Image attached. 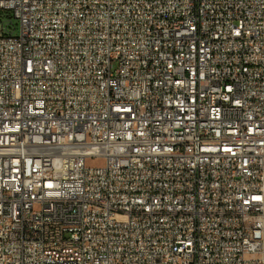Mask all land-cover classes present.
<instances>
[{"label": "built area", "instance_id": "obj_1", "mask_svg": "<svg viewBox=\"0 0 264 264\" xmlns=\"http://www.w3.org/2000/svg\"><path fill=\"white\" fill-rule=\"evenodd\" d=\"M2 11L0 264H264V0Z\"/></svg>", "mask_w": 264, "mask_h": 264}, {"label": "rangeland", "instance_id": "obj_2", "mask_svg": "<svg viewBox=\"0 0 264 264\" xmlns=\"http://www.w3.org/2000/svg\"><path fill=\"white\" fill-rule=\"evenodd\" d=\"M0 20L6 22V23H11V20L14 22V24H18V20H16L13 17V14L11 11H2L0 13ZM16 34H19V30L16 31ZM103 161L97 160V159H91L89 160V164L91 165H99L102 164Z\"/></svg>", "mask_w": 264, "mask_h": 264}]
</instances>
